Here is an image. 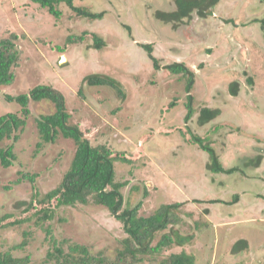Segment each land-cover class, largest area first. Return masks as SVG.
Here are the masks:
<instances>
[{
    "label": "rangeland",
    "instance_id": "obj_1",
    "mask_svg": "<svg viewBox=\"0 0 264 264\" xmlns=\"http://www.w3.org/2000/svg\"><path fill=\"white\" fill-rule=\"evenodd\" d=\"M75 4L104 11L105 17L82 18L62 4L56 18L30 0H0V39L15 34L21 52L15 81L0 94V116L21 111L6 95L25 94L38 85L53 87L66 100L70 122L80 126L93 146H107L118 159L127 160L116 163V182H127L121 189L123 209L140 204L139 214L147 217L162 205L184 203L175 229L194 239L169 253L184 249L194 255L195 264H264V37L258 22L264 17V0H222L210 17L194 14L186 21L181 38L154 15L158 10H175L174 0H76ZM94 35L106 42L104 48H93ZM79 37L83 40L77 42ZM186 37L200 42L185 48ZM144 43L152 44L161 70H155L148 51L140 46ZM177 60L195 73L190 93L195 111L208 107L221 112L204 126L198 122L199 113L185 120L186 80L165 69ZM93 74L119 82L125 99L112 87L85 84V77ZM233 82L240 83L236 98L229 92ZM29 109L15 144V165L9 169L0 165V218L12 215L0 224L1 250L19 245L23 233L30 231L28 247L12 252L30 256L31 264H45L55 241L65 250L80 244L93 253L106 250L112 257L124 230L95 201L75 208H59L56 201L46 205L56 211L47 223L51 235L35 226V217L10 225L42 208L35 202L27 212V205L17 209L16 204L29 203L34 186L39 198L56 188L75 153L71 139L60 136L54 143H43L39 136L37 120L55 113L52 102L31 101ZM193 135L215 148L225 169L237 170L210 171L209 155L192 143ZM28 173L37 175L35 184L16 183ZM241 240L249 242V249L232 254L233 245Z\"/></svg>",
    "mask_w": 264,
    "mask_h": 264
},
{
    "label": "trees",
    "instance_id": "obj_2",
    "mask_svg": "<svg viewBox=\"0 0 264 264\" xmlns=\"http://www.w3.org/2000/svg\"><path fill=\"white\" fill-rule=\"evenodd\" d=\"M40 7L47 9L56 18L61 16L60 6L66 4L72 12L82 18L99 20L105 17V12H92L87 8L76 6V0H30ZM176 9L173 11L155 12V17L165 24H171L177 28L185 21H190L196 14L200 18H208L221 2V0H174ZM264 35V17L258 21ZM227 23L230 21L227 20ZM18 37L12 34L9 38L0 39V94L3 87L12 85L15 81L14 69L20 61V50L15 43ZM94 49H101L106 42L97 35H94ZM79 37L78 41H82ZM148 51L155 70H161L159 60L153 55L152 45H143ZM165 69L172 75H181L186 80V91L188 96V112L185 120L190 121L196 113H199L198 122L204 126L220 115L218 109L205 107L195 111L192 105L191 91L195 84V73L183 63H173L165 66ZM84 83L90 86H109L118 91L122 99H125V92L122 86L115 79L107 76L93 74L86 76ZM253 84V79H249ZM240 83L233 82L229 92L237 96ZM9 103H17L21 107L20 113L9 112L0 116V165L4 169L12 168L17 160L15 144L20 140L21 134L30 116L29 102L50 101L55 105L56 111L52 115L41 116L37 120L38 133L43 143H54L60 136L71 139L75 143V153L69 169L65 172L59 185L39 198V190L33 187L31 201L29 203L18 202L17 209L26 206L29 212L34 208V203L42 208L34 215L23 221H16L10 225H21L23 222L32 221L35 217V226L51 235V226L47 223L54 219L56 211L46 205L57 202V207L75 208L78 205L88 206L92 202L106 208L111 215L122 224L125 237L120 240V246L111 257L106 250L97 253L84 245L70 244L65 250L63 245L54 242V247L46 253L45 264H195L193 254L187 253L184 249L179 253H169L174 247L185 248L190 244L194 236L184 235L175 225L181 222L180 210L184 203L162 205L152 215L144 217L139 214L140 204L134 208L123 209V195L121 189L127 182H116V163L127 161L118 159L113 151L104 145L93 146L86 138L79 125L70 122L71 115L67 110L66 100L63 94L51 86L38 85L28 93L18 96H5ZM192 143L209 155L208 169L215 173L229 174L237 168L225 169L215 148L200 136L193 135ZM40 148L41 145L38 144ZM260 161V160H259ZM260 163V162H259ZM256 165V164H255ZM16 181L21 183L29 180L35 184L37 175L22 174ZM8 188V187H7ZM239 197H235L238 201ZM201 203V201L196 200ZM217 201H213L215 203ZM232 203V202H231ZM12 215H5L0 218V224L11 218ZM171 226V227H170ZM170 227V230L167 231ZM32 232H24L23 239L19 245L13 246L8 251L0 248V264H31L30 256H15L12 250L24 251L29 245V237ZM53 241V238H51ZM249 249V242L241 240L233 245L232 254H241ZM168 252V253H167Z\"/></svg>",
    "mask_w": 264,
    "mask_h": 264
},
{
    "label": "crops",
    "instance_id": "obj_3",
    "mask_svg": "<svg viewBox=\"0 0 264 264\" xmlns=\"http://www.w3.org/2000/svg\"><path fill=\"white\" fill-rule=\"evenodd\" d=\"M222 1V0H221ZM174 4H175V2H174ZM198 18H200V17H198ZM193 19V18H192ZM191 19V20H192ZM190 20V21H191ZM184 23H186L187 24V22L185 21V22H183L181 25H179L177 28H174L173 27V25H171V24H168V25H171V28L174 30V32H175V35L174 36H177V37H179L181 34H184L187 30H184L183 31V26L182 25H184L185 26V24ZM126 27V29L128 30V32H129V36L132 34V32H131V29H130V26L129 25H126L125 26ZM263 32V31H262ZM195 33L197 34V35H199V36H202V37H204V34H202L201 32V34L199 33V32H197V31H195ZM193 37H196V36H193ZM263 37H264V35H263ZM179 38H181V37H179ZM186 39H187V41L189 42V43H186L187 45L185 46V48H189V47H192V46H194V45H197L200 41H198V43L196 44V42L194 43V40L190 37V38H188V37H186ZM189 40H191V41H189ZM188 44H189V46H188ZM143 45H146L145 43L144 44H141L140 46L143 48ZM149 45H152V44H149ZM144 49V48H143ZM176 57H178V56H176ZM180 57V56H179ZM181 58H183L182 56H181ZM158 59V58H157ZM185 59V58H184ZM159 60V59H158ZM175 63H181L179 60H177ZM184 64V63H183ZM186 65V64H185ZM168 66V65H167ZM187 66V65H186ZM188 67V66H187ZM238 96V95H237ZM237 96H233V97H237ZM219 110V109H218ZM220 111V110H219ZM220 114H221V112H220ZM220 116V115H219ZM218 116V117H219ZM217 117V118H218ZM216 118V119H217ZM215 120V119H214ZM261 163V162H260ZM260 163H259V165H260Z\"/></svg>",
    "mask_w": 264,
    "mask_h": 264
}]
</instances>
